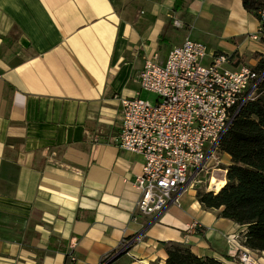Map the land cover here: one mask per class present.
Returning <instances> with one entry per match:
<instances>
[{
	"label": "crops",
	"instance_id": "obj_1",
	"mask_svg": "<svg viewBox=\"0 0 264 264\" xmlns=\"http://www.w3.org/2000/svg\"><path fill=\"white\" fill-rule=\"evenodd\" d=\"M186 38L205 63L264 61V24L242 0H0V264H100L124 239L108 264H163L168 242L238 264L228 251L246 227L194 190L134 221L143 158L113 143L145 60Z\"/></svg>",
	"mask_w": 264,
	"mask_h": 264
},
{
	"label": "built area",
	"instance_id": "obj_2",
	"mask_svg": "<svg viewBox=\"0 0 264 264\" xmlns=\"http://www.w3.org/2000/svg\"><path fill=\"white\" fill-rule=\"evenodd\" d=\"M258 15L264 24V8ZM206 58V46L186 38L168 52L163 63L156 56L144 62L140 89L155 95V103L139 96L121 100V126L113 143L143 158L132 184L139 193L134 221L155 216L168 204H179L180 195L214 156L264 79V72L246 65L228 68L231 57L215 54L205 63ZM130 244L122 240L121 250ZM228 253L238 264H264V252L239 243L233 242Z\"/></svg>",
	"mask_w": 264,
	"mask_h": 264
},
{
	"label": "trees",
	"instance_id": "obj_3",
	"mask_svg": "<svg viewBox=\"0 0 264 264\" xmlns=\"http://www.w3.org/2000/svg\"><path fill=\"white\" fill-rule=\"evenodd\" d=\"M245 10L255 14L264 8V0H242ZM255 70V69H253ZM256 72H264V61ZM218 150L230 156L224 182L214 191L197 192L196 199L205 208H221L222 218L245 226L244 245L264 251V79L256 96L237 114L219 142ZM167 257L163 264H224L212 258L198 257L179 243H165ZM111 252L107 258L114 256ZM122 254V253H121ZM104 260L108 264L113 258ZM63 264H72L65 256Z\"/></svg>",
	"mask_w": 264,
	"mask_h": 264
},
{
	"label": "rangeland",
	"instance_id": "obj_4",
	"mask_svg": "<svg viewBox=\"0 0 264 264\" xmlns=\"http://www.w3.org/2000/svg\"><path fill=\"white\" fill-rule=\"evenodd\" d=\"M140 97L142 99L149 100L151 103L156 102V96L153 94H149L148 92H145V91H142ZM216 152H218V154L215 153L214 156H212L209 160H207L202 171H200L199 174L197 176H195L189 182L187 187L190 190H194L195 193H197V192H208V190L212 191L211 190L212 187L210 186V183H209L211 177H214L216 179L224 178L222 171H224L226 169V160L223 159V157L220 155L221 152L219 150H217ZM114 256H115V254H114ZM114 256H112V257L110 256V257L113 258ZM109 258H107V256H106L101 261L100 264H105V261L108 260Z\"/></svg>",
	"mask_w": 264,
	"mask_h": 264
},
{
	"label": "bare ground",
	"instance_id": "obj_5",
	"mask_svg": "<svg viewBox=\"0 0 264 264\" xmlns=\"http://www.w3.org/2000/svg\"><path fill=\"white\" fill-rule=\"evenodd\" d=\"M209 183L213 190H217L220 187V180H214L213 182L211 181Z\"/></svg>",
	"mask_w": 264,
	"mask_h": 264
},
{
	"label": "water",
	"instance_id": "obj_6",
	"mask_svg": "<svg viewBox=\"0 0 264 264\" xmlns=\"http://www.w3.org/2000/svg\"><path fill=\"white\" fill-rule=\"evenodd\" d=\"M124 249L123 250H120L119 252H117L116 254H115V256L113 257V259H115L116 257H118L121 253H124Z\"/></svg>",
	"mask_w": 264,
	"mask_h": 264
}]
</instances>
